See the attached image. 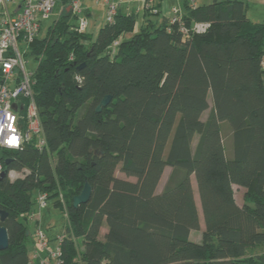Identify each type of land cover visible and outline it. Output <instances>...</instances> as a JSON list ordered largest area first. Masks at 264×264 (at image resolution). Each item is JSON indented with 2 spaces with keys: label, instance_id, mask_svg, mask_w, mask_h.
Segmentation results:
<instances>
[{
  "label": "trees",
  "instance_id": "1",
  "mask_svg": "<svg viewBox=\"0 0 264 264\" xmlns=\"http://www.w3.org/2000/svg\"><path fill=\"white\" fill-rule=\"evenodd\" d=\"M69 1L57 0L59 15L25 52L36 63L31 90L43 145L35 134L20 148L0 147V225L9 235L0 264L45 257L36 226L52 247L61 237L59 264H264V20L247 16L246 0H183L186 26L208 22L204 32L184 33L148 11L134 31L137 15L118 9L92 36L76 29ZM85 182L88 200L73 205ZM38 193L63 214L53 238L41 224L46 206L30 219Z\"/></svg>",
  "mask_w": 264,
  "mask_h": 264
},
{
  "label": "built area",
  "instance_id": "2",
  "mask_svg": "<svg viewBox=\"0 0 264 264\" xmlns=\"http://www.w3.org/2000/svg\"><path fill=\"white\" fill-rule=\"evenodd\" d=\"M105 6V21L112 22L123 1L136 0H92ZM141 4L142 11L157 13L160 10L161 0H137ZM191 6L197 4V0H188ZM57 0H0V147L17 149L29 141L33 135H38V146H42L44 140L40 137L41 124L39 112L32 96L31 75L32 69H28L29 58L25 57L28 44L38 35L40 27L50 18L55 9ZM158 6V7H157ZM68 10L75 18L76 29L85 32L88 26L87 7L84 0H70ZM166 18L169 24H176L184 33L204 32L208 22L195 21L186 26L181 7L173 5ZM114 41L113 44H117ZM264 64V55L262 59ZM19 78V80H18ZM19 98H27L26 103H20ZM16 103V108L12 107ZM25 104V105H24ZM24 106L25 115L19 110ZM24 120L25 129L22 128ZM0 162V177L2 173ZM14 171H11L13 173ZM47 194L38 193L36 197L37 209L32 211L30 219H39L40 210L47 204ZM36 244L39 252H46L44 258L34 264H59L60 241L52 247L45 239L43 230L36 226L34 230Z\"/></svg>",
  "mask_w": 264,
  "mask_h": 264
},
{
  "label": "rangeland",
  "instance_id": "3",
  "mask_svg": "<svg viewBox=\"0 0 264 264\" xmlns=\"http://www.w3.org/2000/svg\"><path fill=\"white\" fill-rule=\"evenodd\" d=\"M212 0H197V3H207V2H210ZM88 3V2H91L90 0H84V3ZM177 2V0H167V5L169 7V10L171 8V5L172 4H175ZM94 3V2H92ZM127 7H130L132 6V2H127ZM250 7L247 8V15L250 19H259V21L262 19H264V8H262V5H257V6H254L253 4L249 3ZM96 6L98 7H102L100 4H92V8H95L96 9ZM128 8H123L124 11H126ZM59 12L56 8L54 9V11L52 12L51 16L49 19H47L45 22H43L45 25H48L50 23V21L57 17L59 15ZM29 63L28 64V69L31 68V69H34L35 67V61L34 60H29ZM207 100H208V103H209V107L207 108V110H205L202 114V118H206L209 110H210V107L212 105V97H211V94L209 92L208 96H207ZM228 128L230 129V126H229V123L226 122V121H222L220 123V133H221V136L223 138V145H224V152L225 154L228 156V157H232L233 155V142H232V135L230 134V131L228 130ZM196 141H197V135L194 136V139L192 141V147H193V150H194V146L196 144ZM167 172V171H166ZM117 176L119 177H124L125 178V175L123 173H121L118 169L116 170V173H115ZM21 175L19 172H13L11 173L10 175V178H15L16 176H19ZM167 173L164 174V176L162 177L159 185H158V190L161 189V187L163 186V183H164V180H165V177H166ZM133 179V178H132ZM193 186L196 190V186H195V182H194V179H193ZM234 195H235V198L238 202H241L242 201V193H243V188H240V187H236L234 188ZM197 202V206H199V202H198V199L196 200ZM42 217H41V224L43 225V227L45 229H51L50 231V234H54V235H57L58 233H60L61 231V228H62V222L64 221V217H63V214L58 210V208H55L51 201L48 199L47 200V204H46V207L42 210ZM50 224V227L47 228V226ZM200 225L201 227L199 228L198 231L196 230H193V233L191 235V238L192 240L196 241L197 237H198V241L201 240V228H203L204 226V223H203V219L202 217H200ZM29 227H30V230L33 232L34 230V224L32 223V221H29ZM103 230V229H102Z\"/></svg>",
  "mask_w": 264,
  "mask_h": 264
},
{
  "label": "crops",
  "instance_id": "4",
  "mask_svg": "<svg viewBox=\"0 0 264 264\" xmlns=\"http://www.w3.org/2000/svg\"><path fill=\"white\" fill-rule=\"evenodd\" d=\"M91 2H88V3H84V5L87 7V15H88V26L86 28V32L88 33H91L92 36L96 35L98 29L103 25V23H105V14H106V9H105V6L101 3H99L102 7H97L96 6V9L95 8H92V4H97L98 3H92L93 1L90 0ZM247 1V8L250 7L249 3L253 4L254 6H257V5H262V8H264V0H246ZM182 2L183 0H177V2L175 4H172L171 7L173 5H179L181 7L182 5ZM131 3V2H130ZM132 6L131 8L130 7H127V2L126 1H123L121 4H120V7L119 9L123 12H126V13H129V12H134L136 15H137V19H136V22H135V27H134V31H137L140 24L142 23L143 21V18H144V11H142V8H141V4L139 1H132ZM208 3V2H207ZM202 4V3H200ZM128 8L126 11L123 10V8ZM168 10H169V7L167 5V0H161L160 2V10H159V14H157L156 16H154L157 20H161L162 18H165L166 17V14L168 13ZM248 16V15H247ZM264 17V16H263ZM252 21L254 22H260L259 19H251ZM264 19H262L263 21ZM263 82H264V77H263ZM169 168L166 167L163 171V174L161 176V179L162 177L164 176L165 173H167L168 175V172H169ZM167 171V172H166ZM166 175V177H167ZM166 177H165V180H166ZM161 179L159 180V183L161 181ZM164 180V182H165ZM158 183V185H159ZM164 184V183H163ZM158 185H157V191L158 190ZM163 187V186H162ZM161 187V188H162ZM50 227V224L47 226V228ZM103 229V230H102ZM101 229V234L105 231V228L103 227ZM51 229H46V232L48 233L49 237L50 238H53L55 235L54 234H50V231ZM193 231H190L189 233V238H191V235H192ZM196 241H198V237L196 239ZM35 249V243L31 246L30 248V253L32 254V250ZM34 252V251H33Z\"/></svg>",
  "mask_w": 264,
  "mask_h": 264
},
{
  "label": "water",
  "instance_id": "5",
  "mask_svg": "<svg viewBox=\"0 0 264 264\" xmlns=\"http://www.w3.org/2000/svg\"><path fill=\"white\" fill-rule=\"evenodd\" d=\"M111 96L109 94H106L100 101V103L96 107V111H99L101 106H105ZM12 107L16 108V103H12ZM1 175H4V172L1 173ZM91 187L88 182H85L82 190L79 194L75 195L73 197V205H78L80 203L86 202L90 196ZM7 216V213L3 210H0V220H4ZM9 242V235L7 228L3 225H0V250L6 249Z\"/></svg>",
  "mask_w": 264,
  "mask_h": 264
}]
</instances>
